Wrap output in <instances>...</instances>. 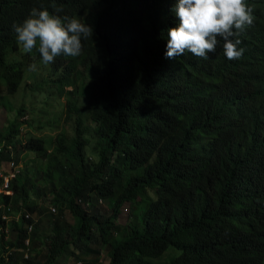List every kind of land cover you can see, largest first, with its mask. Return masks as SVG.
Returning a JSON list of instances; mask_svg holds the SVG:
<instances>
[{
	"label": "trees",
	"instance_id": "1",
	"mask_svg": "<svg viewBox=\"0 0 264 264\" xmlns=\"http://www.w3.org/2000/svg\"><path fill=\"white\" fill-rule=\"evenodd\" d=\"M176 2L0 0V85L13 96L32 80L26 89H40L46 101L57 87L78 123L73 144L59 138L50 153L52 142L32 131L22 140L25 108L0 96L13 119L0 131V171L7 161L17 167L13 194H0V264H58L71 246L77 264H168V252L170 264H264V0H246L254 22L240 37L239 60L221 45L208 60L166 58ZM41 4L93 27L81 55L68 56L76 61L64 67L67 56L56 57L45 78L30 70L44 65L40 54L22 53L13 29ZM79 63L88 65L84 86ZM86 111L99 150L94 166ZM103 199L110 213L100 212Z\"/></svg>",
	"mask_w": 264,
	"mask_h": 264
},
{
	"label": "clouds",
	"instance_id": "2",
	"mask_svg": "<svg viewBox=\"0 0 264 264\" xmlns=\"http://www.w3.org/2000/svg\"><path fill=\"white\" fill-rule=\"evenodd\" d=\"M53 7L56 13L62 11ZM173 11L179 23L167 29L166 58L190 53L208 60L209 53L215 52L218 45L222 46L228 60L242 57L245 49L239 47L242 43L240 37L254 22L253 9L246 0H177ZM13 29L21 52L28 54L35 49L44 65L54 63L61 55L67 56L64 67L76 61L69 57L80 56L82 40L93 37L92 25L77 17L62 18L52 14L43 4L33 7L28 17L22 23L14 24ZM30 70H36V65H31ZM3 184L4 178L1 188Z\"/></svg>",
	"mask_w": 264,
	"mask_h": 264
},
{
	"label": "rangeland",
	"instance_id": "3",
	"mask_svg": "<svg viewBox=\"0 0 264 264\" xmlns=\"http://www.w3.org/2000/svg\"><path fill=\"white\" fill-rule=\"evenodd\" d=\"M65 64V63H64ZM63 64V65H64ZM87 64L79 63L75 66L76 73L80 74L81 80L78 79V84L81 86H84L86 84V74L87 73ZM49 65H36V71H38V77L45 78L49 77L48 75V69ZM29 84V85H28ZM25 85L27 86H33L34 82L30 80L29 82L25 81L24 85L20 87L18 92L11 96L7 94L6 88H4L3 85H0V96L3 95L8 102H13L16 109L18 108H25L24 116L21 118V121H27L28 126H22L23 130L21 132L22 140L25 142L28 140V132H31V135L34 136L37 139L44 140V141H51V150L50 153L54 151V149L60 144L59 138L63 139L68 147H70L76 137V130H77V115L73 116L72 118L68 115V108L66 105V98L62 97L59 93V88L54 87L52 88L51 92L57 91L56 95L53 93V96L50 98V100L46 101L45 96L41 95L39 93L40 89L38 91H32L30 88L26 89ZM76 88V85L73 83H66V90H74ZM46 92V90H44ZM31 98V99H29ZM81 100H84V97L81 96ZM7 104V103H6ZM85 119V126L88 127V132L86 133V139H89L86 143L85 153L86 158L92 162L90 163L92 166H94V162L98 160V149L93 148L94 141L91 140L92 133H94V122L91 119V114L89 111H86L83 115ZM11 112L4 106V104L0 103V131H4L8 128L9 124L12 121ZM27 132V134H26ZM31 158H33V155H31ZM21 167V165H20ZM17 167H15L12 162L7 161L4 162L1 166L0 171V177H4V174L11 175L15 173ZM135 173V172H133ZM5 180H8V178H5ZM1 189V186H0ZM152 197L156 196L155 191L150 192ZM52 197L49 196L46 198L45 202L44 200H40V203L43 202V205L45 206L47 203L51 201ZM101 210V213L107 212L110 213L109 203L107 200L103 199L102 201H99ZM143 203L141 204V206ZM128 206V203H125L122 208V213L120 214L119 221L125 222L128 219V216L126 215L125 208ZM83 208H86L87 206L85 204L82 205ZM58 209L56 208V211ZM139 211H141V208H139ZM65 220L70 224L74 225L76 220L74 216L71 214L69 210H66L64 213ZM16 219L19 217L16 216ZM41 232L43 235H49L51 231L50 222L48 217H44L40 224ZM47 247H43L40 249L39 254V260L44 261L45 260V254L47 253ZM73 249V246L70 247V251L67 252L58 262V264H77L75 258L71 254V250ZM180 253V252H179ZM103 259L105 260L104 256ZM172 261V255L170 252L165 254L164 256V262H167L170 264Z\"/></svg>",
	"mask_w": 264,
	"mask_h": 264
},
{
	"label": "built area",
	"instance_id": "4",
	"mask_svg": "<svg viewBox=\"0 0 264 264\" xmlns=\"http://www.w3.org/2000/svg\"><path fill=\"white\" fill-rule=\"evenodd\" d=\"M3 145H4V144H0V149L3 148ZM12 164H13V163H12ZM13 165H14V164H13ZM4 177H5V178H8V180H5V179H4V184H3L2 188L0 189V194L5 193V194H7V195H12L13 192L9 189V182H10V180H11L12 178L15 177V173H13V174H11V175H9V176H4ZM4 177H3V178H4ZM53 211H55V209H53ZM2 218H3V220H6L7 218H10V217L7 216V215H4V214H3ZM27 218H28V216H27ZM26 244L29 245V241H27Z\"/></svg>",
	"mask_w": 264,
	"mask_h": 264
}]
</instances>
